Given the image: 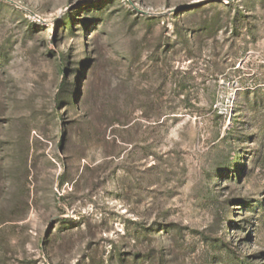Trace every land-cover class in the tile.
Returning <instances> with one entry per match:
<instances>
[{
    "label": "rangeland",
    "instance_id": "374dc122",
    "mask_svg": "<svg viewBox=\"0 0 264 264\" xmlns=\"http://www.w3.org/2000/svg\"><path fill=\"white\" fill-rule=\"evenodd\" d=\"M0 264H264V0H0Z\"/></svg>",
    "mask_w": 264,
    "mask_h": 264
}]
</instances>
